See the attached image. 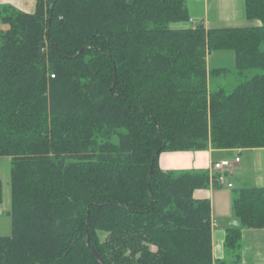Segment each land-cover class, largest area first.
Masks as SVG:
<instances>
[{"label":"trees","instance_id":"1","mask_svg":"<svg viewBox=\"0 0 264 264\" xmlns=\"http://www.w3.org/2000/svg\"><path fill=\"white\" fill-rule=\"evenodd\" d=\"M246 17L259 25L194 28L186 0L2 9L13 234L0 264H99L94 252L104 264H229L214 260L210 200L194 197L209 172H165L160 156L264 149V0H246ZM215 51L235 53L243 80L231 91L211 89L229 73L208 68ZM2 187L0 176V204ZM235 194L241 225L264 228V188ZM225 247L238 264L240 228Z\"/></svg>","mask_w":264,"mask_h":264},{"label":"crops","instance_id":"2","mask_svg":"<svg viewBox=\"0 0 264 264\" xmlns=\"http://www.w3.org/2000/svg\"><path fill=\"white\" fill-rule=\"evenodd\" d=\"M190 19L196 24L204 22L206 29H224L235 27L257 26V21H249L246 17V0H186ZM38 0H0V31L7 30L2 22L1 14L4 7L34 13ZM190 24V22H189ZM220 53V52H219ZM210 55V70H228L222 62L227 52ZM234 53V52H233ZM231 55V54H230ZM214 57L216 59L214 60ZM236 66V56H230ZM214 61H213V60ZM214 62L215 65H212ZM235 69V67H234ZM233 154V155H232ZM228 180L233 188L210 186L205 190H197V200H210L213 222V256L216 261L234 264L227 254L225 241L230 229L240 228L241 257L238 264H264V228L235 227L232 221L239 220L233 210L235 191L243 188H264V149L213 150L162 153L160 168L165 171H204L210 172L212 164L224 160L234 162ZM240 221V220H239Z\"/></svg>","mask_w":264,"mask_h":264},{"label":"rangeland","instance_id":"3","mask_svg":"<svg viewBox=\"0 0 264 264\" xmlns=\"http://www.w3.org/2000/svg\"><path fill=\"white\" fill-rule=\"evenodd\" d=\"M173 27H179L181 25H172ZM8 29V26H4ZM220 52V53H219ZM227 52L226 57L224 58L222 65L229 73L213 77L211 80V89L218 90L219 88H225L228 91H231L234 89L235 86H237L243 79L236 75L235 64H233L232 58L230 56H234L233 51H225ZM214 54H222L221 51H215L212 52L210 55ZM231 54V55H230ZM209 55V56H210ZM208 56V58H209ZM216 57H214V60ZM213 60V59H212ZM213 60V61H214ZM212 65H215L214 62H212ZM260 73L259 71H251L249 72V76H254L256 74ZM164 154H172V152H165ZM233 155V154H232ZM0 176L2 179V202L0 204V237H10L13 234V223L12 219L9 216V212L12 208V196H11V160L8 157H4L0 159ZM205 190V189H201Z\"/></svg>","mask_w":264,"mask_h":264},{"label":"built area","instance_id":"4","mask_svg":"<svg viewBox=\"0 0 264 264\" xmlns=\"http://www.w3.org/2000/svg\"><path fill=\"white\" fill-rule=\"evenodd\" d=\"M190 24L194 28L197 27L196 22H194V20L192 19H190ZM240 161H241L240 158L236 157L234 162L224 160L221 162L213 163L211 171L209 172L210 179H211V186L232 189L233 185L228 180V176L230 175L232 171L233 165L239 164ZM212 225H213V222H212Z\"/></svg>","mask_w":264,"mask_h":264},{"label":"water","instance_id":"5","mask_svg":"<svg viewBox=\"0 0 264 264\" xmlns=\"http://www.w3.org/2000/svg\"><path fill=\"white\" fill-rule=\"evenodd\" d=\"M200 26H204V22L200 23ZM151 175H152V171H151ZM151 179V176H150ZM232 225H234L235 227H240L241 226V222L239 220H234L231 222ZM96 258L98 259L99 264H104V262L102 261V259L99 257L98 253L94 252Z\"/></svg>","mask_w":264,"mask_h":264}]
</instances>
